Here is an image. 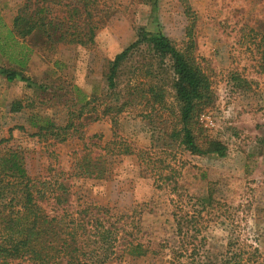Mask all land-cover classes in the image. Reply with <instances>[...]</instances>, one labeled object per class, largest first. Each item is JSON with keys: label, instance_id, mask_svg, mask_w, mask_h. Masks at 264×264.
<instances>
[{"label": "rangeland", "instance_id": "1", "mask_svg": "<svg viewBox=\"0 0 264 264\" xmlns=\"http://www.w3.org/2000/svg\"><path fill=\"white\" fill-rule=\"evenodd\" d=\"M25 2L0 0L4 25H0V40ZM38 2L33 1L32 10ZM77 2L41 4L57 31L70 27L71 34L83 36L92 29V41H55L54 35V43H49L36 33L7 41L13 57L26 60L22 74L28 81L17 78L8 83L0 75V141L5 148L0 154L15 150L27 175L45 182L47 193L57 194L56 184L67 188L60 206L51 195L41 201L43 208L66 212V221L71 215L76 218V210L89 208L104 227L116 229L118 252L129 244H139L147 252L143 257L125 254L122 260L106 264H176L179 247L171 215L176 208L196 211L192 226L197 237L205 235L208 243L202 254L224 251L223 245L231 239L239 245L236 250L243 262L257 250L247 264H264V73L253 43L264 34V0H157L153 6L148 0H96L88 14ZM74 5V25L67 24ZM191 23L194 54L215 96L199 123L210 138L225 146L223 157L163 149V132L173 124L171 105L168 114L154 112L149 119L138 104L116 116L114 123L101 115L104 104L113 103L106 98L104 73L136 34L159 31L181 49L187 42L185 28ZM7 60L0 53V66L8 67ZM130 80L124 72L121 91ZM82 96L92 102L78 120ZM13 103L20 104L17 114L10 112ZM32 116L61 127L73 117L82 127L65 142L38 140L32 135ZM122 145L131 154H120ZM85 153L105 158V178L75 175V161ZM200 201L209 209H202Z\"/></svg>", "mask_w": 264, "mask_h": 264}, {"label": "trees", "instance_id": "2", "mask_svg": "<svg viewBox=\"0 0 264 264\" xmlns=\"http://www.w3.org/2000/svg\"><path fill=\"white\" fill-rule=\"evenodd\" d=\"M33 1L26 0L13 18L12 27L6 30L7 35H2L0 40V53L8 59V67L0 66V75L4 76L8 83L17 78L28 81L22 74L26 60L15 59L14 52L12 53L7 46V41L12 36L23 40L36 33L45 37L49 43H54V35H57L55 41L78 44L92 41V29L83 36L71 34L70 27L63 32L57 31L53 24L55 21L45 16L47 8L41 2L44 3L46 0H37L39 2L32 10ZM148 1L153 6L157 0ZM95 2L96 0H78L77 4L86 12ZM72 7L67 24L74 25L73 18L74 14H77V5ZM187 10L186 7L185 11ZM0 25L4 26L1 21ZM192 26L191 23L185 28L187 42L181 49L159 31L152 33L139 31L134 41L108 64L104 73L106 98L112 99L113 103L104 104L101 115L110 117L114 123L116 116L128 107L138 104L142 105L145 118L149 119L154 112L168 114L171 105L173 108L171 107L169 115L173 118V124L168 132H163L162 148L175 147L196 156L223 157L226 152L225 146L210 138L199 123L200 115L213 106L215 96L209 76L194 54ZM258 36V40L253 43L259 67L264 73V34ZM136 57L146 60H134ZM124 72L129 73L132 80L121 91L120 79ZM163 74L167 78H161ZM78 102L83 103L77 112L79 120L92 101L82 96ZM20 111L19 103L11 104V113L17 114ZM71 115L70 113L69 116ZM94 119H98V116ZM29 122L34 130L32 135L38 140L53 139L58 142H65L82 127V123H75L73 117H69L63 127L56 126L50 120L39 116L30 117ZM2 143L3 141H0V146ZM122 148L120 154H131L127 146L122 145ZM150 148L153 149V146ZM4 149L0 147V150ZM99 157L101 156L92 158L89 153L81 155L74 164L75 175L80 178H105V158ZM39 185H42L40 189ZM56 186L57 194L47 193L45 182L40 183L27 175L22 156L15 150L0 154V264H106L111 259L146 256V250L139 244H129L118 252L115 244L116 229L112 226L104 227L98 219L92 217L89 208L76 210V218L71 215L69 221H66V212L59 213L57 211L59 209L52 208L48 211L43 208L41 201L49 199L51 195V200L57 207L64 201L63 195L67 188L63 184ZM199 204L202 209H209L205 202L200 201ZM195 213L196 211L192 212ZM192 214L183 208H176L171 214L179 247L176 264H183L185 260L190 264H220V261L221 264L252 262L257 250L248 254L243 262L242 253L236 250L239 245L231 239L223 245L224 251L218 250L216 253L206 250L202 254L200 252L202 247H208L207 238L205 235L197 237L199 233L194 228L192 220L195 217ZM195 243L197 244L191 246ZM233 251H237L238 254L231 255ZM227 257L236 260L230 263Z\"/></svg>", "mask_w": 264, "mask_h": 264}]
</instances>
